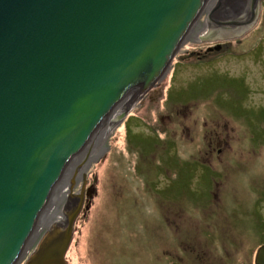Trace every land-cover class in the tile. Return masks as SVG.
Returning <instances> with one entry per match:
<instances>
[{
    "label": "rangeland",
    "instance_id": "1",
    "mask_svg": "<svg viewBox=\"0 0 264 264\" xmlns=\"http://www.w3.org/2000/svg\"><path fill=\"white\" fill-rule=\"evenodd\" d=\"M203 10L196 22L209 20ZM190 31L93 151L73 264H256L264 9L259 25L234 35L194 39Z\"/></svg>",
    "mask_w": 264,
    "mask_h": 264
},
{
    "label": "water",
    "instance_id": "2",
    "mask_svg": "<svg viewBox=\"0 0 264 264\" xmlns=\"http://www.w3.org/2000/svg\"><path fill=\"white\" fill-rule=\"evenodd\" d=\"M209 1L0 0V264H73L93 151L133 96L191 28L198 39L213 25L235 30L212 37L259 25L264 0H216L207 10ZM203 9L209 20L196 22ZM255 263L264 264V245Z\"/></svg>",
    "mask_w": 264,
    "mask_h": 264
},
{
    "label": "bare ground",
    "instance_id": "3",
    "mask_svg": "<svg viewBox=\"0 0 264 264\" xmlns=\"http://www.w3.org/2000/svg\"><path fill=\"white\" fill-rule=\"evenodd\" d=\"M215 2H216V0H211L210 3H209V6H208V8H207V10H209L210 8H212V7L214 6V3H215ZM175 55H176V54H175ZM175 57H176V56H174V57L172 58V60H170V61H171V64H172V62L174 61ZM168 66H169V65H168V62H164V63L161 65V69H160V70H161V72H160L161 75L165 73V71L167 70ZM161 75H160V76H161ZM149 83H150V84H149ZM147 84H149V85H147ZM154 84H155V82H149L148 79H147L145 86H147V89L150 90L151 87H154ZM138 97H139L138 95L133 96V98H135V99L138 98ZM133 98H132L131 100H133ZM134 101H135V100H134ZM133 106H134V105H133ZM89 190H92V189H89ZM69 196H70V199L68 200ZM71 198H72V195H71L70 192H67V193L64 194V196H63V198H62V200H61V202H60V204H59V206H58L56 212H52V213L50 214V217H49V219H48V222H47L46 224H42V226H41L42 229L38 231V233H37V235H36V237H35V239H34V240L36 241V244H38L39 241H40V239L42 238V236H43L44 234L47 233V229H50V227H51V225H52L53 223H57V222H58V216H59L60 214H63V205L69 204ZM84 206H85V204H84ZM43 233H44V234H43ZM33 242H34V241H33ZM36 244H35V245H36Z\"/></svg>",
    "mask_w": 264,
    "mask_h": 264
},
{
    "label": "flooded vegetation",
    "instance_id": "4",
    "mask_svg": "<svg viewBox=\"0 0 264 264\" xmlns=\"http://www.w3.org/2000/svg\"><path fill=\"white\" fill-rule=\"evenodd\" d=\"M208 12V11H206ZM249 14H251L249 12ZM248 14V17H250V15ZM234 22H239V21H234ZM222 26V27H221ZM221 26H217V25H213L212 27V30L210 32V37L212 36H216V35H219L220 34H226V33H230L232 31H234L235 29H233L231 26H228V25H225V24H222ZM219 32V33H218ZM224 32V33H223Z\"/></svg>",
    "mask_w": 264,
    "mask_h": 264
}]
</instances>
